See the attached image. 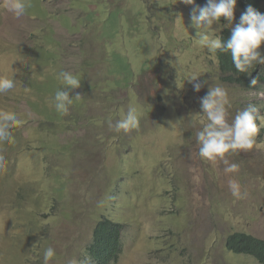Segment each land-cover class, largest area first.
<instances>
[{
    "label": "rangeland",
    "instance_id": "374dc122",
    "mask_svg": "<svg viewBox=\"0 0 264 264\" xmlns=\"http://www.w3.org/2000/svg\"><path fill=\"white\" fill-rule=\"evenodd\" d=\"M142 1L106 0L101 19L118 17V35L104 44L98 31L102 20H94L84 26L89 37L78 54V41L64 50L59 44L66 28L51 20L61 10L53 0H27L26 14L19 18L0 0V76L16 85L0 94V110L15 112L20 121L10 129L14 139L0 141V175L15 181L0 191V264H44L47 247L55 250L49 264H95L88 249L101 218L122 226L121 249L110 264H259L228 250L225 240L239 231L264 239V90L247 91L220 79L217 52L213 55L199 44L197 32L205 29L195 28L191 20L193 10L198 16L204 6L148 0L154 3L141 10L140 19ZM241 14L236 3L235 19L221 17L211 26L212 38L232 30ZM23 17L30 20V35L11 36L5 21L18 24ZM43 21L49 28L40 27ZM61 21L68 24L62 14ZM52 48L58 49L65 71V61L73 66L79 58L95 67L78 71L95 70L84 78L90 88H78L89 91L79 94L77 107L65 116L53 106L55 91L48 90L54 79L61 82V70L48 63L46 74H56L40 88L22 70L24 60L55 57L44 53ZM114 51L125 55L131 71L124 61L112 64ZM117 67L121 73H134V79L118 83ZM30 68L36 79L43 77L38 64ZM193 75L199 77L190 83ZM195 83L202 85L199 92ZM216 86L227 93L229 123L249 104L259 107L256 144L225 156L239 165L237 172H225L219 158L199 156L196 134L208 122L201 99ZM60 87L65 90L62 82ZM130 107L140 114L139 127L127 133L110 128L108 121L115 124ZM82 125L95 135L91 151L73 154L68 144L82 137ZM64 126L73 128L65 144L59 136ZM230 182L247 195L233 197ZM19 184L26 192L22 198L16 196Z\"/></svg>",
    "mask_w": 264,
    "mask_h": 264
},
{
    "label": "clouds",
    "instance_id": "9594fccd",
    "mask_svg": "<svg viewBox=\"0 0 264 264\" xmlns=\"http://www.w3.org/2000/svg\"><path fill=\"white\" fill-rule=\"evenodd\" d=\"M185 5H193L195 0H182ZM27 0H4L3 7L12 13L16 18L26 14L28 7ZM236 0H207V4L199 9V15H195V9L191 14L193 26L197 29L204 28V32H197L198 41L201 46L207 48L213 55L217 51L230 52L235 69L240 73L251 75L250 69H255L257 65H264V54L258 51L264 45V13L251 5L246 7L241 14L239 22L232 29L231 35L227 40L221 38H212L211 26L219 24L220 18H225L228 22L235 19L234 10ZM208 33V34H205ZM58 76L65 90L57 89L53 97V106L61 116L68 115L69 107L73 104V98H70L69 90L78 89L81 81L71 72L61 70ZM199 76L193 75L188 81L191 83ZM258 80L253 78L251 86L255 87ZM15 81L6 76H0V94H6L15 87ZM202 85L194 84L195 91L199 92ZM79 98L80 95L75 96ZM229 104L226 91L219 87H211L205 97L201 99V107L207 123L197 135V141L200 145L199 156L208 161H216L218 158L223 160L225 172L239 171V165L229 163L225 159L229 152L251 150L256 144V137L259 134L260 126L257 124L259 117V107L249 104L248 107L237 112L231 123L228 122L227 106ZM18 116L13 111L0 110V141L13 140L10 129L19 123ZM140 123V114L137 109L130 107L126 115L117 120L115 124L108 121L109 127L116 132L121 130L125 133L137 129ZM15 181L0 182V191L6 183L13 184ZM20 189H25L19 184ZM230 190L236 199H243L247 194L242 193L240 185L236 182H230ZM26 196V192L24 194ZM55 250L47 247L44 250V264L54 257Z\"/></svg>",
    "mask_w": 264,
    "mask_h": 264
},
{
    "label": "trees",
    "instance_id": "16d2710c",
    "mask_svg": "<svg viewBox=\"0 0 264 264\" xmlns=\"http://www.w3.org/2000/svg\"><path fill=\"white\" fill-rule=\"evenodd\" d=\"M154 1H148L144 0L142 1L143 5L140 8V19L143 16L142 9L146 8L148 3ZM219 2V0H217ZM106 0H53V6H55L56 9L61 8L60 11L55 13L51 20H53L54 23L61 24L65 29L66 34L61 33V36L58 38L59 44L62 46L63 50L68 49L69 45L74 42L78 41L81 45L78 54H82L84 51V46L87 38L89 37L85 33L84 26L87 24H91L94 20H97L100 22V28L98 31L99 39L104 42V44H111V39L115 38L116 35H118V29H119V18L113 15V17L105 15L104 19H101L102 14L104 12V6H105ZM195 3H197L199 6H206L207 0H195ZM237 5L241 8L242 13L245 12L246 7L248 5L253 6L257 10H259L261 13H264V0H236ZM122 8L120 10H117V12L122 11ZM166 9H168L166 7ZM167 11V10H166ZM61 14L62 17L66 19V23L68 24H62L61 21ZM64 15V16H63ZM21 22L18 24H10L9 22L5 21L4 25L6 28V31L13 37L21 38V39H27V37L30 35V29L26 26L27 21H30L28 18L23 17ZM134 19V18H133ZM27 20V21H26ZM40 21V20H39ZM112 22V27H108V24ZM41 22V21H40ZM44 26L43 28L47 29L49 26L47 25L46 21H43L40 25ZM111 28V30H109ZM52 31V28H50ZM231 31L229 28H226L222 31L220 34V38L222 40H227L230 35ZM44 37V36H43ZM51 41H54V38L52 37L49 39V43ZM48 43V44H49ZM46 44V45H48ZM38 48H45L46 46H42L41 44L37 45ZM55 50H58L56 48H52L50 51L44 52L45 54H51L55 55V57H40L39 59L33 61L31 63V60H24L22 70L27 72L30 77L31 85H35L37 88H40L41 82L44 80L46 82L49 77L55 75L56 73H47L45 71V66L50 63L53 68L56 70L60 69L63 70V65L60 62V53L56 52ZM261 52V54H264V45L261 46V48L258 50ZM34 52V51H33ZM25 54H22V56ZM58 55V56H57ZM217 59H218V67L220 69L221 73V80L225 81L230 84L237 85L238 87H242L243 89L247 91L251 90H264V65H257L255 69H250L251 75H248L246 73H240L235 69V66L232 62L231 54L230 52H221L217 51ZM22 58V57H21ZM80 62H76L73 66H70L68 62L65 61V69L66 71L71 72L72 74L80 75L82 78L80 79L81 85L85 84L90 88V85L84 81V78L89 76L92 72L95 70H92L90 73L87 74H80L78 71L83 66L88 68H95L93 65V62L90 60L83 61L81 58H79ZM121 61H124L129 67L130 71V63L128 62L125 55L119 51L113 52V61L112 64L119 63ZM31 64H38L40 66V71L44 74L41 79H36V75H33V71L31 70L30 66ZM122 68L117 67L116 71L120 74V78L118 80V83H125L129 81L130 79H134L133 75L134 73L124 74L119 71H121ZM54 77V76H53ZM255 78L258 80V83L255 87L251 86V80ZM107 80L105 77L101 80L98 79L95 84H99L101 81ZM56 79L53 80L52 87L48 90L55 91L57 90V86L60 83ZM94 84V85H95ZM89 88H84L82 90L78 89H71L69 90L70 98H73V104L69 108H76L78 102L80 101L78 98H76L74 95L75 93L81 94L82 92L89 91ZM102 92V91H101ZM3 95V94H1ZM95 95L98 97V99L101 98V95L95 92ZM6 97V96H5ZM43 127H50L52 126L51 123L47 122H41ZM62 132L59 134L61 137V140L66 143V136L71 135L73 128L72 126H64L62 128ZM89 127L87 125H82L79 128V134L82 136L80 139H78L75 142L68 144V150L72 152L73 154L78 153L80 150H86L91 151L90 145L92 143V140L95 138L94 133L89 131ZM5 157V156H4ZM5 160L7 161V158L5 157ZM2 181H14V180H8L7 175L1 174L0 175V182ZM25 192L22 190H19L16 192V196L22 198L25 195ZM121 233H122V226L120 223H115L114 221L108 219V218H101L98 220L94 226L93 231V237L92 241L90 243L88 254L91 259H93L95 264H109L112 262L118 255L121 249ZM225 247L232 251L235 254H244L248 255L250 257H253L259 264H264V239L259 238L255 235L246 233V232H232L230 233L225 240Z\"/></svg>",
    "mask_w": 264,
    "mask_h": 264
},
{
    "label": "bare ground",
    "instance_id": "6f19581e",
    "mask_svg": "<svg viewBox=\"0 0 264 264\" xmlns=\"http://www.w3.org/2000/svg\"><path fill=\"white\" fill-rule=\"evenodd\" d=\"M110 263H111V262H110ZM110 263H109V264H110Z\"/></svg>",
    "mask_w": 264,
    "mask_h": 264
}]
</instances>
